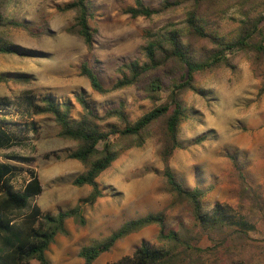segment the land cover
I'll use <instances>...</instances> for the list:
<instances>
[{
    "label": "rangeland",
    "instance_id": "374dc122",
    "mask_svg": "<svg viewBox=\"0 0 264 264\" xmlns=\"http://www.w3.org/2000/svg\"><path fill=\"white\" fill-rule=\"evenodd\" d=\"M69 0H13L9 18L24 23L32 31L10 26L7 31L13 44L23 54H0V75L27 76L30 82L0 84V98L9 105L4 114L8 122L18 124L21 145L0 150V162L7 154L33 159L26 169H33L43 185V193L32 200L43 212L57 214L75 207L87 197L91 186L76 187L75 178L85 171L76 160L67 158L76 144L58 137V130L49 116H34L29 98L36 103L45 95L75 102V95L85 91L102 111L125 101L132 120L154 108L147 94L136 87L101 95L81 76L80 67L88 62L109 86L120 64L140 56L145 36L150 29H160L171 22L186 18L180 9L152 19L136 18L122 13L133 0H90L95 18V43L90 50L78 37L67 33L73 23L74 12H61ZM163 0H147L157 6ZM238 8L230 9L223 21L225 32L234 30ZM234 68L222 67L213 74L200 77L199 92L190 91L186 97L188 118L181 126V149L172 160V168L186 188L214 185L205 204L212 210L216 203L230 205L240 212L239 175L231 156L236 157L245 175L254 186L263 187L264 197V97L259 95L261 80L253 72L244 54L234 57ZM170 64L156 75L164 76L172 70ZM167 81V79H165ZM166 92L164 94V99ZM39 101V102H38ZM160 104V102L158 103ZM36 122L37 131L28 124ZM116 123V120H112ZM202 140L201 143H198ZM30 177L19 174L13 184L23 190ZM104 196L93 208L85 207L88 223L79 226L68 222L69 234L58 236L47 257L51 264H82V247L102 240L124 222L167 207L172 196L166 190L161 145L149 139L143 147L120 153L113 165L98 179ZM30 211L14 213L20 222ZM184 220L192 222L188 209L178 207L168 216L167 229ZM258 231L251 234L252 245L247 249L248 264H264V220ZM160 227L153 225L120 241L112 251L103 254L95 264H108L131 256L144 242L159 245ZM205 238L202 248L211 247ZM225 256V252H220ZM32 264H39L34 261Z\"/></svg>",
    "mask_w": 264,
    "mask_h": 264
},
{
    "label": "trees",
    "instance_id": "16d2710c",
    "mask_svg": "<svg viewBox=\"0 0 264 264\" xmlns=\"http://www.w3.org/2000/svg\"><path fill=\"white\" fill-rule=\"evenodd\" d=\"M133 2L122 9L123 14L133 19H152L180 9L186 10V18L157 30H148L140 56L123 61L108 87L88 62L82 64L80 74L89 81L93 91L101 95L139 88L147 94L154 108L132 120L125 101L100 111L85 91L75 95V102L50 94L43 96L40 103H36L35 98L28 99L34 116L51 117L58 137L76 144L67 158L79 161L85 171L73 184L91 186L92 190L71 209L57 214L45 213L39 206L31 205L32 200L43 193L38 173L24 166L33 159L7 154L6 161L0 162V264H32L34 261L51 264L47 253L58 236L69 234L68 222L72 220L79 226H86L85 207L93 208L104 196L99 177L121 152L143 147L149 139H156L161 145L166 190L172 196L171 203L160 211L126 221L104 239L82 247L79 252L82 264H95L120 241L153 225L160 227L159 245L144 242L133 255L108 264L249 263L246 253L253 242L251 234L258 231V223L264 220L263 187L251 184L236 157L231 156L240 178V212L222 203L208 210L205 200L214 185L186 188L177 178L172 160L182 147L179 133L188 118L185 97L190 91L199 92L200 77L222 67L234 68V57L244 54L252 64L254 75L261 80L259 95L264 97V0H163L157 6L147 0ZM12 3L13 0H0V54L5 55L23 54L13 44L7 31L10 26L32 31L24 23L9 18ZM234 7L238 8L241 18L236 19L234 30L225 32V15ZM60 11L75 13L66 31L80 38L91 50L96 31L91 25L95 12L90 0H69ZM170 64L174 65L172 70L164 76L156 75ZM11 81L30 82V79L25 75H0V84ZM5 101L0 98L2 114L9 108ZM28 126L37 131L36 122ZM17 127V123L0 117V150L21 145L19 133L13 130ZM25 172L30 179L23 190H17L13 180ZM178 207L189 210L192 222L180 220L167 229L168 216ZM18 211L30 213L18 222L14 216ZM205 238L211 247H201Z\"/></svg>",
    "mask_w": 264,
    "mask_h": 264
}]
</instances>
